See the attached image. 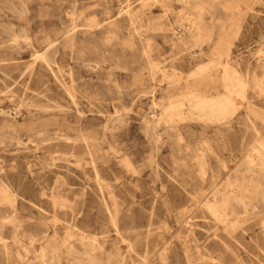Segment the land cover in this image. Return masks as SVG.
Wrapping results in <instances>:
<instances>
[{"label":"rangeland","instance_id":"1","mask_svg":"<svg viewBox=\"0 0 264 264\" xmlns=\"http://www.w3.org/2000/svg\"><path fill=\"white\" fill-rule=\"evenodd\" d=\"M90 260L264 264V0H0V264Z\"/></svg>","mask_w":264,"mask_h":264},{"label":"bare ground","instance_id":"2","mask_svg":"<svg viewBox=\"0 0 264 264\" xmlns=\"http://www.w3.org/2000/svg\"><path fill=\"white\" fill-rule=\"evenodd\" d=\"M225 55L228 57V52H226ZM214 66L220 67L221 69V75L217 81H219L222 87V93L218 94L216 97L210 98L191 92L185 97L193 101V105L196 109L203 112L208 111L209 116L219 118L228 112L232 113L231 111L236 107V100L240 99L248 102L246 91L249 87V82L227 62L220 63L216 61ZM206 68L207 67L199 68L198 71H204ZM252 88L253 90L256 89L259 93L263 92L262 87L257 80L253 81ZM174 108L175 106L170 107V109ZM252 162V159L247 160L249 165H253ZM208 210L214 215L217 214V210L213 206H209ZM91 248L94 247L91 246ZM84 254H86V252H84ZM88 264H96V262L90 260Z\"/></svg>","mask_w":264,"mask_h":264}]
</instances>
